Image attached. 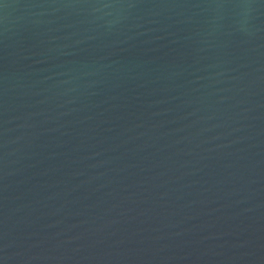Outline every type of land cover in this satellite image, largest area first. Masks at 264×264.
Segmentation results:
<instances>
[{
  "label": "water",
  "instance_id": "obj_1",
  "mask_svg": "<svg viewBox=\"0 0 264 264\" xmlns=\"http://www.w3.org/2000/svg\"><path fill=\"white\" fill-rule=\"evenodd\" d=\"M0 264H264V0H4Z\"/></svg>",
  "mask_w": 264,
  "mask_h": 264
},
{
  "label": "snow or ice",
  "instance_id": "obj_2",
  "mask_svg": "<svg viewBox=\"0 0 264 264\" xmlns=\"http://www.w3.org/2000/svg\"><path fill=\"white\" fill-rule=\"evenodd\" d=\"M4 3V0H0V5H2Z\"/></svg>",
  "mask_w": 264,
  "mask_h": 264
}]
</instances>
